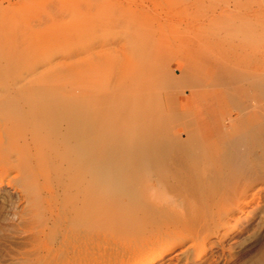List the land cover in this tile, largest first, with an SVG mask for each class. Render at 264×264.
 Segmentation results:
<instances>
[{
  "label": "rangeland",
  "instance_id": "rangeland-1",
  "mask_svg": "<svg viewBox=\"0 0 264 264\" xmlns=\"http://www.w3.org/2000/svg\"><path fill=\"white\" fill-rule=\"evenodd\" d=\"M0 264H264V0H0Z\"/></svg>",
  "mask_w": 264,
  "mask_h": 264
},
{
  "label": "bare ground",
  "instance_id": "bare-ground-1",
  "mask_svg": "<svg viewBox=\"0 0 264 264\" xmlns=\"http://www.w3.org/2000/svg\"><path fill=\"white\" fill-rule=\"evenodd\" d=\"M145 2H146V1H145ZM154 3H155V2H154ZM137 5H138V4H137ZM126 7H127V6H126ZM141 7H142V6H141ZM147 9H148V8H147ZM147 13H148V12H147ZM143 15H144V14H143ZM126 35H127V34H126ZM42 96H43V95H42ZM34 97H35V96H34ZM52 97H53V96H52ZM45 98H46V97H44V99H45ZM58 98H59V97H58ZM34 99H35V98H34ZM37 99H38V98H36V100H37ZM50 99H51V98H50ZM50 99H48V100H50ZM30 100H31V98H30ZM32 100H33V99H32ZM42 100H43V99H42ZM37 101H38V103L40 104L41 99H40V102H39V99H38ZM58 101H59V100H58ZM46 102H47V101H46ZM58 103H59V102H58ZM37 105H38V104L36 103L35 106H37ZM44 105H45V104H44ZM58 105H59V104H58ZM60 105H61V104H60ZM62 105H63V104H62ZM33 106H34V104H33ZM42 106H43V105H42ZM53 106H54V105H53ZM55 106H56V105H55ZM55 106H54V108H55ZM63 106H64V105H63ZM43 107H44V106H43ZM46 107H47V106H46ZM46 107H44V109H45ZM48 107H49V105H48ZM58 107L61 108L62 106H58ZM39 108L42 110V107H41L40 105H39ZM39 108L37 109V110H38L37 113H38V114H41V111H40ZM50 108H51V107H50ZM31 109H32V108H31ZM34 109H35V108H34ZM34 109H33V110H34ZM44 109H43V110H44ZM57 109H59V108H57ZM37 110H36V111H37ZM46 110H47V109H46ZM48 110H49V109H48ZM59 110H60V111H59ZM59 110H58V111H57V110H56V111L54 110L53 112H54V113L59 112L60 116H58V117H60V119H63L64 117H65V118H68V116H70V117L73 119V121H72L71 123L68 122V123L71 124V125L68 124V125L71 127V132H72V131H73V132H76L77 130L79 131V129H80L79 132L84 133V132H82V131H83L82 128L79 127V126H83V123H81V122H83V121H81V120L83 119L84 116H83V112H82L81 110H78L77 112H71V111H72L71 109H70L69 111H67V112H64L65 110H63V108H62L63 111H61V109H59ZM21 112H22V110H21ZM25 112H26V111H25ZM39 112H40V113H39ZM44 112H45V110H44ZM53 112H52V113H53ZM60 112L62 113V115H64V117L61 116V113H60ZM34 113H35V115H37L36 112H35V110H34ZM52 113L49 112V113H47V114L52 115ZM84 113H85V112H84ZM31 114H32V113H31ZM47 114L44 115V116H45V117L47 116L48 118H49V117H51V118L53 117V116H48ZM56 115H58V114H56ZM56 115L54 114L55 118H56ZM61 117H62V118H61ZM87 117H88V116H87ZM51 118H50V119H51ZM65 118H64V119H65ZM72 119H70V120H72ZM70 120H69V121H70ZM84 120H85V118H84ZM53 121H54V118H53ZM77 121H78V122L81 121V122H80L81 124L78 123ZM86 121H87V119H86ZM69 126H68V127H69ZM78 128H79V129H78ZM69 130H70V128H69L67 131H65V130H64V131L67 133ZM81 130H82V131H81ZM53 131L55 132V129H54V130L52 129V132H53ZM21 132H22V131H21ZM45 132H46V131H45ZM54 132H53V133H54ZM53 133H52V134H53ZM70 134H71V133H70ZM78 134H80V133H78ZM76 135H77V134H76ZM76 135H75V137H76ZM77 136H78V135H77ZM70 137H72V135H71ZM65 139H66V138H65ZM73 141H74V140H73ZM81 143H83V142L81 141ZM78 145H80V144L78 143ZM87 148H88V147H87ZM127 148H128V147H127ZM126 150H127V149H126ZM19 153H20V152H19ZM23 154H24V153H23ZM74 155H75V154H74ZM80 155H81V154H80ZM84 156H85V155H84ZM69 157H70V156H69ZM21 164H22V162H21ZM108 164H109V163H108ZM110 165H111V164H110ZM22 166H23V165H22ZM109 167H110V166H109ZM111 176H112V175H111Z\"/></svg>",
  "mask_w": 264,
  "mask_h": 264
}]
</instances>
